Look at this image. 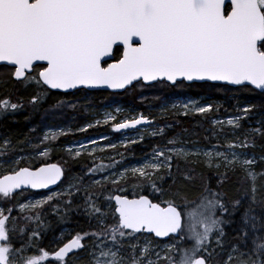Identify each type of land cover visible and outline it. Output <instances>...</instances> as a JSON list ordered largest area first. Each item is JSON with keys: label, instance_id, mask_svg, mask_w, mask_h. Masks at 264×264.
<instances>
[{"label": "snow or ice", "instance_id": "6c2138e0", "mask_svg": "<svg viewBox=\"0 0 264 264\" xmlns=\"http://www.w3.org/2000/svg\"><path fill=\"white\" fill-rule=\"evenodd\" d=\"M0 65L9 67L13 80L33 90L29 103L34 106L54 91L74 94L72 90H120L157 83L181 87L185 82L208 81L264 93V0H0ZM23 107L10 98L0 99V115ZM182 107L188 115L190 105ZM191 110L204 114L212 105H192ZM241 111L244 117L229 119L227 125L239 129L251 107ZM115 119L109 114L103 123ZM152 123L140 114L113 127L119 131ZM253 131L264 136L260 128ZM61 135L67 133L49 130L37 144L21 141L35 152L27 158L10 140L0 143V264H72L70 254L81 249H93L91 264H264V235H257L264 231V217L253 214L254 205H264V171L253 170L255 156L236 151L254 148V141L237 138L224 151L193 152L176 147L177 141L170 139L167 145L173 147H157L150 161L123 172L109 171L118 161L96 163L97 149L80 143L66 149L70 158L87 154L94 166L84 169V175L75 178L78 182L56 191L52 186L66 182V169L47 161ZM151 135L163 136L164 128ZM201 155L209 168L217 170V187L203 184L193 200L187 191H173L163 183L164 174L173 175L174 158ZM36 160L40 162L34 165ZM237 167L250 187L229 200L218 188ZM85 176L91 181L87 185ZM30 189L50 191L41 199L18 202L17 197ZM80 192L98 230L77 234L47 250L39 243V210L53 201L52 206L58 207L61 197L70 206L73 201L67 197ZM241 209L236 243L225 251V227L235 222ZM17 210L28 213L23 228H18ZM33 221L37 227L28 228ZM18 232L30 236L18 244L14 240ZM85 237L96 243L86 248ZM32 249L33 254H25Z\"/></svg>", "mask_w": 264, "mask_h": 264}, {"label": "trees", "instance_id": "16d2710c", "mask_svg": "<svg viewBox=\"0 0 264 264\" xmlns=\"http://www.w3.org/2000/svg\"><path fill=\"white\" fill-rule=\"evenodd\" d=\"M32 94L33 90L31 88H27L11 78L9 67L0 66V99L10 98L13 102L23 103L24 105L21 110L15 113L0 115V143L5 139L10 140L12 147L26 158L31 155L30 152L32 150L26 148L25 144L28 141H31L32 144L39 143L41 135H37V133L45 127L63 125L64 127H70L69 132L71 136L77 132L82 136L83 131H80V129L92 123L94 118L99 116V106H108L110 104L112 106L120 104L134 112L137 111L144 115L157 117L159 128H164V135L154 137L147 134L140 142L128 144L124 151L119 152L118 158L111 159L106 163L119 162L115 169H109V171L121 170L138 162L157 147L163 148L167 146V141L172 138L187 137L194 139L196 144L210 145L209 141L212 140V132L208 130L212 126L210 120L227 115L236 116L246 106L251 107V111L243 121L247 124L253 122L252 127L254 129L260 128L264 132V93L256 90H237V88L220 84L213 86L211 83L187 84L185 82L183 86L175 87L157 83L152 86L138 85L135 88L126 89L123 93H91L86 90H79L74 92V94H59L54 91L50 92L35 106L29 103ZM180 97L202 99L205 102L211 103L212 110L207 113V116H188L175 111V109L173 111L164 109L166 104L172 103V100ZM60 101L64 103L57 107ZM72 105H75V107H72ZM49 113H53L56 116L55 118L53 117L54 120L49 118ZM113 125L114 123L111 125V128ZM111 128L108 132H112ZM237 130L241 134L245 133L242 128ZM104 132L103 129L98 127H89L87 131H84L87 135H99ZM246 133L249 135L248 139L254 141L256 145V148L251 151L264 155V136L258 135L254 131ZM66 139L67 137H63L61 141L54 143L55 153L60 154L63 152L61 144L64 143L63 145L66 147L67 143L70 142ZM21 141L25 142V144H21ZM21 148H24V151H20ZM54 156L56 155L54 154ZM69 159L71 158L66 153L64 163L65 161L68 162ZM92 166L93 164L85 166L84 156L79 157L78 160L72 159L69 161L67 168L71 178L68 180L69 184L78 182L75 178L83 176V170ZM224 171V168L219 170L221 174ZM261 171H264V165L262 164H260L256 172ZM172 173V176L164 174L163 183L173 191H187L190 199L193 200L199 195L203 184L211 183L213 187H217V170L209 168L204 162L174 158ZM185 176H191L192 179L186 180ZM90 182V179L85 176L84 184L87 185ZM259 183L260 181L258 180ZM128 187L129 191H131V185ZM249 187L250 182L246 179L245 173L236 168L235 171L228 172V178L218 190L226 193L229 200H233L238 198ZM70 198L73 201L70 206L66 205L65 197H61L58 207L52 206L56 205V201H53L52 205H46L44 209L39 210L41 216V224L38 229L41 230L39 243L49 251L53 250L55 245L62 243L57 240V237L59 233H64V228L67 226H70L69 228L74 230L73 233L75 235L92 233L98 230L96 218L87 212L84 193L80 192ZM243 214L244 209H241L234 217L235 222L225 227L227 234L225 237V251L228 250V245L236 243L233 237L236 234V230L242 225L241 217ZM253 214L258 217H264V205H254ZM14 215L19 217L18 228L25 227L23 217L28 215V213H20L17 210ZM110 222V220L107 221V223ZM27 227L36 228V222L28 223ZM257 235H264V231L257 233ZM25 236H30V233L25 232L20 234L18 232L14 236V240L16 243L22 244ZM87 238L85 237V240ZM85 243L87 248L89 246L88 242ZM251 247L252 242L249 240L248 248ZM34 251L32 249L25 254L31 255ZM72 264H91V259H88L87 255L79 259L75 257L72 258Z\"/></svg>", "mask_w": 264, "mask_h": 264}, {"label": "rangeland", "instance_id": "374dc122", "mask_svg": "<svg viewBox=\"0 0 264 264\" xmlns=\"http://www.w3.org/2000/svg\"><path fill=\"white\" fill-rule=\"evenodd\" d=\"M186 103L190 105V109L188 110V116L189 115H195V116L205 115V116H207V113L199 114V113H196V112L192 111L191 110V106L194 105L195 107H201V106L211 105V103L205 102L202 99H190L189 97H180V98H176V99L172 100V103L170 102L169 104H166V107L164 109L165 110L170 109L171 111H173V109H175V111L184 114L185 109H183L182 105L183 104H186ZM173 105H176V107H173ZM99 111H100V118L97 117V120L95 121V123L97 121H100V120L101 121H104V119L106 118V116H108L109 114L112 115V116H115L116 119L115 120H109L108 123H102V124H109L110 122L117 121L118 119H120L119 116L121 115V112L122 111H124L128 116L125 117V118H123L121 120V122H123L126 119H134V118H137L138 117L137 112H134L131 109H126L124 107H115V106H112V105L109 106V107H103ZM244 115L245 114L243 112H241L240 114H238L236 116L244 117ZM247 115H248V113H247ZM144 116L149 117L153 121V123L151 125H148L147 127L140 128V129H138L136 131H132V132L127 131V132L120 133L119 136L118 135H112L111 134L112 132H111V133H109L111 135H104V136L97 137V138H87V139H84V140H80V141H78L75 144H72V145L67 146V148L72 147L73 149H75V148H78L79 147V144L80 143H84V144L89 145L91 148L97 149V151H96L95 154L98 153V154H102L103 155V154L109 153V151H111V150H116L117 152L124 151L126 149V145L131 144L130 143L131 140H137L138 142H140L141 140H143V138L147 134L148 135H151V133L153 131H155L157 128H159V122L157 120V117H153L152 116L153 117V119H152V117L149 116V115H144ZM236 116H229L228 118L218 117V118H215L213 120H210V122L212 123L211 128L208 129V130H211V132H212L211 133L212 140L209 141L210 145H205V144L204 145H201L199 143L196 144L195 141H194V139L184 137V138H177V139H175L177 141V144L175 146L176 147L183 146L186 149L191 150L193 152H195L197 150H199L201 152H203V151H214V150L224 151L228 142H238L237 141V138H239L240 140H243V139H245V137L248 138V136H249V135H247L248 133L241 134V132H239L237 129H233L231 126L227 125L226 121L229 120V119H232V118H234ZM53 117L55 118L56 116H54L53 113H51L49 115V118L50 119L52 118L54 120ZM217 120L223 121L224 123L222 125L221 124L214 123ZM243 120H244V118L241 119V125L243 123ZM252 124H253V122H249L248 124L246 123V125H247L245 127V131L246 132H251V131L254 130V128H252ZM93 127H96V125H93L92 128ZM61 129H63L64 132L67 133V135H61V137L71 136V133L69 132L70 127H64L63 125H60L58 127L49 128L47 131H45V133L48 132L49 130L58 132ZM104 133H108V131H105ZM42 136H40V139L42 138ZM83 136H88V135L85 134L84 131H83L82 137ZM157 136H159V135H157ZM157 136H154V137H157ZM141 137H142V139H141ZM92 140H95L96 143L95 144H91V141ZM110 144H115L116 147L115 148H111V147H109ZM167 146L168 147H173V145H167ZM254 148H256V145H255ZM254 148H247V149H243V150L237 149L236 151L237 152L247 153L249 158H251L252 156H255L257 162L253 166V170L254 171H257V168L260 166V164L264 165V160H261L260 159V157H262L264 155H262V154L260 155V154H257V153L252 152L251 150L254 149ZM99 149H104V151H100ZM104 152H107V153H104ZM66 153H67L68 157L70 158V156H69V154H68L67 151H66ZM117 155H119V154L118 153L111 154V156L106 155L105 158H109V157H111V158H117ZM152 155H153V151L149 155L144 156L138 162H136V163H134V164H132V165L126 167V168H129L130 169L132 167H139L143 163H146V162L150 161L152 159ZM85 156H87V158H89V156L87 154H85ZM183 159H185V158H183ZM71 160L72 159H69L68 162H67V164L65 163L66 164L65 169H66V171H67V173H68L69 176H70V173L68 172V169L67 168H68V165H69V161H71ZM185 160H187V161L194 160V161L206 163V158L203 157L202 155L199 156V157L192 156V157H189V158H187ZM221 168H223V167H221ZM237 168H239V167H237ZM124 169L125 168H123L121 170H114V171L123 172ZM240 170L243 172L242 169H240ZM65 185L66 186H69V181H67L65 183ZM76 194H79V193H76ZM29 200H34V199H29ZM146 238H150V237L149 236H146ZM141 242H143V240ZM94 243H96V241H93L92 240V244L91 245H93ZM155 243L156 242L153 241V244H155ZM91 250H93V249H91Z\"/></svg>", "mask_w": 264, "mask_h": 264}, {"label": "flooded vegetation", "instance_id": "af4514ba", "mask_svg": "<svg viewBox=\"0 0 264 264\" xmlns=\"http://www.w3.org/2000/svg\"><path fill=\"white\" fill-rule=\"evenodd\" d=\"M91 93H98V92H104V91H90ZM74 93V92H73ZM108 93V92H107ZM110 105H108V106H106V105H101V106H99V109H101V108H103V107H109ZM115 107H124V106H121L120 104L119 105H116ZM125 108V107H124ZM137 112V111H136ZM140 114H142V113H138L137 112V115L139 116ZM128 115L124 112V111H122L121 112V115L119 116L120 117V119H118L117 121H113V122H110L109 124H102L103 123V121H101L100 120V123L99 124H97V123H95V121L97 120V117H99L100 118V111H99V116H97L96 118H94V120L92 121V123H90L91 125H96V127H98V128H100V129H103L104 131H109L110 130V128H111V125L114 123V124H116V123H119V122H121V120L123 119V118H125V117H127ZM229 116L227 115V116H225L224 118H228ZM216 118H218V117H216ZM150 119V118H149ZM213 119H215V118H213ZM88 126V125H87ZM87 126H85V127H87ZM247 125H246V122L245 121H243V123H242V125H241V127L240 128H242L244 131H245V127H246ZM85 127H83V128H85ZM49 128H53L52 126H50V127H45L44 129H42L41 131H39L38 133H37V135H43L44 133H45V131H47ZM89 128V127H88ZM239 128V129H240ZM253 128V127H252ZM112 129V133L111 132H108V133H101V134H99V135H93V134H90V135H88V136H80V134L77 132V133H75V134H73L72 136H67V139L66 140H69L70 142L69 143H67L68 145H66V147H64L65 145H63L64 143H62L61 144V147L63 148V152L62 153H55L54 151L52 152V155H51V157L48 159V161L47 162H50V163H61V164H63L65 167H66V164L64 163V157H66V149H67V146H69V145H72V144H75V143H77L78 141H80V140H84V139H87V138H97V137H101V136H104V135H120V132L119 131H117V130H115L114 129V127H112L111 128ZM109 133H111V134H109ZM245 133H246V131H245ZM62 138L63 137H58V139L54 142V143H56V142H58V141H61L62 140ZM60 146V145H59ZM31 153V156H34L35 155V152H33V151H31L30 152ZM104 153H107V152H104ZM116 153H118L119 154V152H117V151H115V150H111V151H109V153H107V154H95L96 155V163H101V162H103L104 164H106L107 162H109L111 159H115V158H111V157H109V158H105V156L106 155H109V156H111V154H116ZM54 154L56 155V156H54ZM54 156V157H53ZM82 156H84V163H85V166L87 167V166H89V165H91V164H93V158L92 157H90L89 156V158H87V156H85V154L84 155H82ZM119 157V155H117V158ZM78 160V159H77ZM39 160H36V161H33V164L35 165V164H39ZM83 162V161H82ZM132 165V164H131ZM94 166V165H93ZM130 166V165H129ZM128 167V166H127ZM126 168V167H125ZM99 175V174H98ZM65 177H66V182L69 180V179H71L70 178V176L68 175V173H67V171L65 172ZM66 182H62V185H57L56 187H54V188H52L53 190H56V191H61V190H63V189H66L67 187H69V186H66L65 185V183ZM49 191L50 190H41V191H35V190H27L26 192H24V194L22 195V196H18L17 197V201L18 202H27L29 199H34V200H38V199H41V198H43L45 195H47V194H49ZM68 199H71L70 197H67ZM99 203V202H98ZM70 226H67L66 228H64V233H59L58 234V237H57V240L58 241H60V245H55V247H54V249L53 250H55L56 248H58L59 246H62L64 243H67L70 239H72L73 237H75L76 235L73 233L74 232V230H72L71 228H69ZM89 238V239H88ZM87 238V240H84L83 241V243L85 244V247H86V243L85 242H88V245L89 246H91V244H92V238L91 237H88ZM94 241V240H93ZM89 246L87 247V248H89ZM52 251V250H51ZM90 251H91V249L89 250V251H85L84 249L83 250H81L80 252H78V253H76L75 255H70L72 258H77V259H79V258H84L85 257V255H87L88 256V259H92V257H91V255H90ZM57 264H58V262H57Z\"/></svg>", "mask_w": 264, "mask_h": 264}, {"label": "water", "instance_id": "95a60500", "mask_svg": "<svg viewBox=\"0 0 264 264\" xmlns=\"http://www.w3.org/2000/svg\"><path fill=\"white\" fill-rule=\"evenodd\" d=\"M0 66H3V65H0ZM187 84H193V83H211L213 84V82H208V81H195V82H186ZM220 85H223V84H220ZM225 86H229V87H232V88H236V86H232V85H225ZM84 90H87V91H104V92H111V93H123L124 91H126V89H120V90H114V89H109V88H92V89H84ZM76 90H72V92H74ZM258 92H260L259 90H256ZM144 126H147V124H141V125H138L136 128H129V129H124V130H119V132H124V131H133V130H136L140 127H144ZM57 185H54L52 186V188L56 187ZM42 190H49V189H42ZM35 191H41V190H35ZM148 235V234H146ZM83 250V249H81ZM81 250H77L76 253L80 252ZM72 255V254H70Z\"/></svg>", "mask_w": 264, "mask_h": 264}]
</instances>
